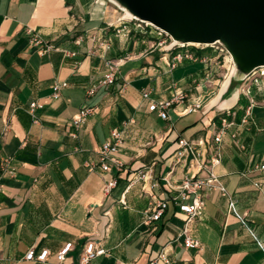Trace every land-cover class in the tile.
I'll return each instance as SVG.
<instances>
[{
  "label": "crops",
  "instance_id": "crops-1",
  "mask_svg": "<svg viewBox=\"0 0 264 264\" xmlns=\"http://www.w3.org/2000/svg\"><path fill=\"white\" fill-rule=\"evenodd\" d=\"M123 21L107 0H0V264H79L88 242L106 251L91 264H149L166 245L174 264H264V108L256 107L243 125L249 101L230 88L232 74L224 79L218 65L208 70L188 61L172 67L175 52L152 49L145 36L118 33ZM28 30L52 48L41 55ZM107 42L109 50L100 46ZM108 60L119 63L118 80L101 87ZM62 83L68 86L55 100L53 87ZM178 92L188 99L168 120L149 111L151 102ZM32 103L44 105L36 111L38 123L28 113ZM84 107L96 112L76 127ZM230 109L237 116L228 118L233 125L218 145ZM116 129L123 134L124 169L91 171ZM180 139L202 140L197 149L207 159L220 147L214 172L234 202L232 208L219 192L207 194L204 215L191 226L200 249L184 248L185 216L176 206L145 224L157 201L179 195L165 178L181 181L197 172L191 154L175 166ZM114 179L117 186L105 193ZM67 243L73 250L59 263L55 254ZM45 250L46 262L26 259Z\"/></svg>",
  "mask_w": 264,
  "mask_h": 264
},
{
  "label": "built area",
  "instance_id": "built-area-1",
  "mask_svg": "<svg viewBox=\"0 0 264 264\" xmlns=\"http://www.w3.org/2000/svg\"><path fill=\"white\" fill-rule=\"evenodd\" d=\"M133 24L134 28H129V25ZM118 33L125 31L128 34L132 32L147 35L150 41H154L151 45L152 49L162 48L169 41L173 46L170 51L175 52L173 57L174 63L172 67L178 64L184 63L185 61L192 63L203 64L210 70L213 65H219L224 62L228 65L225 71L224 79L229 77L233 73L232 59L226 49L220 44H214L210 46H191L182 45L177 46L173 43L171 38L163 31L157 29L149 23H142L134 21L132 19L128 21H123L122 25L117 28ZM27 34L30 39V44L32 46L38 47L40 49V54L44 55L52 46L46 44L43 39L34 31L28 30ZM157 39H160L158 42ZM105 44L106 50L111 48L110 42L100 43V46ZM213 50L215 54L214 57L204 53L205 50ZM107 73L100 81L101 87L113 86L118 80L119 74V63L116 61L108 60L106 62ZM210 75H207L209 79ZM68 86L67 83L56 84L53 87L52 98L57 100L61 96V90ZM252 87H256L259 93H264V68L257 69L244 81L243 87L241 86L242 94L248 99L249 104L244 109L245 115L242 119V124H247L254 115V109L256 107L264 108V98L260 101L256 98V95L252 92ZM95 90H90L89 95H93ZM145 99L150 98V93L144 94ZM188 99L185 92L175 93L170 99L163 101H153L149 105V111L152 113H157L159 118L166 121L169 118V111L175 107L184 104ZM44 105L41 103H32L28 109V113L34 119V123H38V117L36 111L38 109H43ZM96 112V109L92 107H84L80 110L77 116L74 117L73 124L79 127L86 119ZM225 116L222 119L223 127L215 137V143L220 144L223 141L225 131L230 128L233 123L228 121V118H235L237 116L236 111L230 109L223 113ZM5 135V132L0 134L1 137ZM235 138L236 135H233ZM123 143V134L119 130H114L111 133L110 139L104 143L98 151V163L90 164L89 169L92 171L97 166L100 167L103 173H110L113 169L121 172L125 164L119 159L120 148ZM203 141H188L186 139H180L178 141L179 150L176 153L175 166L181 164L184 159L188 157L189 154L193 156V162L196 165L197 172L189 173L181 180H175L173 178H165L166 186L179 193L178 196L157 201L154 209L148 214L145 224L150 226L152 223L159 222L166 211L171 205L176 206L179 212L185 216V224L181 230V237H184L183 246L185 249H200L201 243L198 238H196L193 233L191 226L197 220H200L205 211L206 207V196L212 192H219L222 197L228 198L230 200V205L234 208V202L226 189V187L221 183L219 177L214 172L216 165H219L222 161V152L220 147L217 145L212 149V156L210 159L205 158L201 151L197 148L203 146ZM9 161L6 160L2 164V167L6 170ZM264 170V165L261 167ZM11 174L14 172L11 170ZM169 176V175H168ZM117 186V180L109 181L103 187L105 193L109 194ZM154 184L152 188L156 187ZM73 250V243L65 244L56 254L55 258L59 263H64L69 257L70 252ZM106 254V251L101 248L100 245L95 242H88L85 244L83 251L80 256L79 264H91L98 257ZM50 253L48 250L42 251L38 256L35 255L34 251H30L26 255V259L29 261L38 260L40 262H46ZM149 264H174L171 259V249L169 245L163 247L157 257L153 259Z\"/></svg>",
  "mask_w": 264,
  "mask_h": 264
},
{
  "label": "water",
  "instance_id": "water-1",
  "mask_svg": "<svg viewBox=\"0 0 264 264\" xmlns=\"http://www.w3.org/2000/svg\"><path fill=\"white\" fill-rule=\"evenodd\" d=\"M132 20L165 32L177 46L220 44L244 82L264 68V0H107Z\"/></svg>",
  "mask_w": 264,
  "mask_h": 264
},
{
  "label": "rangeland",
  "instance_id": "rangeland-1",
  "mask_svg": "<svg viewBox=\"0 0 264 264\" xmlns=\"http://www.w3.org/2000/svg\"><path fill=\"white\" fill-rule=\"evenodd\" d=\"M130 20V19H129ZM129 28H134V25H129ZM132 33H134V34H137V35H141V36H145V35H143V34H140V33H135V32H132ZM145 37H148L147 35L145 36ZM148 39V38H147ZM164 47H167L168 49H171L173 46L171 45V43L168 41L167 42V44H165L164 45ZM170 47V48H169ZM214 51L213 50H210V49H208V50H205L204 51V53H213ZM217 55V54H216ZM223 65H225L224 64V62H222V63H220L219 65H218V67H217V69H218V71H219V73L221 74L223 71H226V69L225 68H227L228 67V65H226V66H224L223 67ZM227 81H230L231 82V86H230V88H232L233 90L234 89H241V86L243 87V84H244V82H233V80H232V78H231V76H230V78L227 80ZM256 90L257 91V88L256 87H252V92H253V90ZM263 99V98H262Z\"/></svg>",
  "mask_w": 264,
  "mask_h": 264
},
{
  "label": "bare ground",
  "instance_id": "bare-ground-1",
  "mask_svg": "<svg viewBox=\"0 0 264 264\" xmlns=\"http://www.w3.org/2000/svg\"><path fill=\"white\" fill-rule=\"evenodd\" d=\"M124 15H125L126 19H128V20L131 19L128 15H126V14H124Z\"/></svg>",
  "mask_w": 264,
  "mask_h": 264
}]
</instances>
